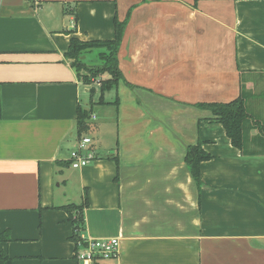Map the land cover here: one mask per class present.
Instances as JSON below:
<instances>
[{
	"label": "crops",
	"instance_id": "crops-1",
	"mask_svg": "<svg viewBox=\"0 0 264 264\" xmlns=\"http://www.w3.org/2000/svg\"><path fill=\"white\" fill-rule=\"evenodd\" d=\"M115 17L127 20L123 79L97 101L67 53L72 38L114 40ZM103 52L82 60L100 67ZM263 85L264 0H0L6 254L13 264H80L62 207L87 193V237L120 239L118 259L99 264H264V155L243 156L197 107ZM263 102L248 107L264 119ZM79 108L91 111L97 159L75 170L65 163L81 138ZM103 129L105 144L91 136ZM198 143L212 156L200 190L185 163Z\"/></svg>",
	"mask_w": 264,
	"mask_h": 264
},
{
	"label": "trees",
	"instance_id": "trees-1",
	"mask_svg": "<svg viewBox=\"0 0 264 264\" xmlns=\"http://www.w3.org/2000/svg\"><path fill=\"white\" fill-rule=\"evenodd\" d=\"M199 0H195L197 4ZM127 20L120 22L117 17L114 19L115 39L112 41H92L83 42L76 38L71 39L67 57L74 60V67L80 73L84 71L83 79L86 83L92 84L99 80L100 91L104 93L116 89L119 82L123 79L119 69L118 53L123 41ZM93 49H102L100 54L103 65L100 67H87L82 60L85 52ZM109 74V80H103L102 75ZM252 99L264 100V95H255L242 87L240 96L228 103H210L199 104L198 108L209 110L214 116L213 121L223 126L227 137L230 139L233 147L238 149L243 156L264 155V119L252 113L248 107V102ZM102 104L104 103L101 101ZM2 114V103L0 98V117ZM91 111L78 109L77 133L79 137L85 136L90 131ZM256 130L257 134L252 135ZM212 156L207 153L202 144L189 146L186 151L185 163L195 184L200 190L203 186L201 179V164L210 161ZM70 167V161L65 163ZM88 195L85 194V200L80 205L69 204L62 207L69 215V222L73 229L70 240L77 244L80 241L82 232L86 230L85 210L88 208ZM10 241L7 233L0 234V264H13L5 252L3 244ZM77 249V248H76Z\"/></svg>",
	"mask_w": 264,
	"mask_h": 264
},
{
	"label": "built area",
	"instance_id": "built-area-1",
	"mask_svg": "<svg viewBox=\"0 0 264 264\" xmlns=\"http://www.w3.org/2000/svg\"><path fill=\"white\" fill-rule=\"evenodd\" d=\"M98 85L99 81L97 82ZM95 119V116H92ZM97 153L93 147V139L85 135L78 141L76 149L71 153L70 166L75 170L87 167L96 161ZM75 244V243H74ZM75 257L83 264H99L105 260H116L120 254V239H92L82 232L79 243L75 244Z\"/></svg>",
	"mask_w": 264,
	"mask_h": 264
},
{
	"label": "rangeland",
	"instance_id": "rangeland-1",
	"mask_svg": "<svg viewBox=\"0 0 264 264\" xmlns=\"http://www.w3.org/2000/svg\"><path fill=\"white\" fill-rule=\"evenodd\" d=\"M97 54H98V52H96V51H94V52H92V53H90L89 55H88V57H87V60H89V62L91 63L92 62V60H95V62H96V56H97ZM99 80H97V81H95L94 82V84L92 83V84H89V86H88V90H89V93L91 94V93H94L95 95H94V97H95V99H97V101H99V98H100V87L99 86H97V84H96V82H98ZM256 92H257V94H259V92H260V94H262V95H264V85L262 86V88L260 87V88H258V89H256L255 90ZM253 94H255L256 95V93L254 92ZM108 95V97H109V99L111 100V99H113L114 97V94H113V92H111L110 94H107ZM252 100H258V99H252ZM260 103V102H259ZM256 106L258 105V103L257 104H255ZM259 109H260V112L262 113V114H264V102H263V104H259V106H257ZM103 110H96V112H97V114H98V116H101V117H103V118H105L106 116H107V114H104V112H102ZM105 116V117H104ZM105 129H103L102 130V135H99V133L97 132H94V133H92L91 134V136H94L95 137V140L96 141H99V140H101L104 144L106 143L105 142V140H104V138H105ZM114 139H116V138H114ZM111 140V139H110ZM109 142V141H108ZM112 142V141H111ZM109 144V143H108ZM106 147V146H105ZM110 261V260H109ZM108 261V262H109Z\"/></svg>",
	"mask_w": 264,
	"mask_h": 264
},
{
	"label": "water",
	"instance_id": "water-1",
	"mask_svg": "<svg viewBox=\"0 0 264 264\" xmlns=\"http://www.w3.org/2000/svg\"><path fill=\"white\" fill-rule=\"evenodd\" d=\"M80 264H83V263H80Z\"/></svg>",
	"mask_w": 264,
	"mask_h": 264
}]
</instances>
